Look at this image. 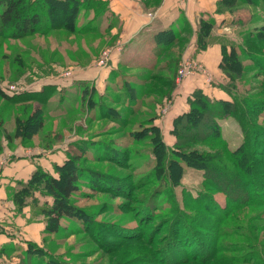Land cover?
<instances>
[{
	"label": "trees",
	"instance_id": "trees-1",
	"mask_svg": "<svg viewBox=\"0 0 264 264\" xmlns=\"http://www.w3.org/2000/svg\"><path fill=\"white\" fill-rule=\"evenodd\" d=\"M85 4L81 0H0V36L22 38L60 28L68 32H80L77 18ZM216 11L229 13L232 16L231 22L241 36L237 46L229 45V51H226L228 46L222 44L219 67L226 80L219 88L226 94V99L210 98L196 90L188 99L187 111L175 117L172 122V145L164 142L159 126L154 122L155 116L139 123L137 121L138 128L131 130L125 129L126 126L131 124L132 127L136 122L125 117L120 120L113 117L112 121H118L120 130L125 129L124 133L131 140L130 147H126L120 154L112 148L109 149L112 152L102 149L105 152L103 156L94 154L89 159L88 152L97 151L98 148L83 142V145L76 147V152L65 154L62 164L53 166V174L36 168L27 182H21L20 189L12 196L16 209L22 210L31 203L37 213L44 217L45 231L53 234L58 231L63 218L86 226L95 225L92 219H87V211L72 201L74 194L80 193V185H86L93 191L104 190L111 194L125 195L128 201H132L137 192L141 194L133 200L137 206L126 202L121 205V209L133 212L138 218V228L129 231L132 235L125 236L122 233L114 245V251L120 250L127 242L129 245L143 242L148 247L155 243L157 247L144 250L141 246L139 249L127 247L119 262L263 264L262 259L255 254H258L259 248L258 234L264 230V79L246 90L239 87L238 81L245 83L243 76L250 68L255 69L251 82L260 76L264 77V46L258 45L264 42V0H220ZM248 11L247 23L237 19L239 12ZM213 27L214 22L210 17L198 23L195 40L198 50L206 47L207 37ZM157 36H160L157 42L162 43V52L171 53L175 44L180 47L176 50V57L169 58L164 67L175 65L186 40L175 37L171 30ZM246 60L252 62L253 67L244 65ZM174 75L162 77L160 86L166 87L167 93L165 89L159 91L164 96H170L175 86ZM130 90L126 89L125 93L128 92L126 96L133 99ZM82 92L86 93L87 89L83 88ZM3 97L6 100L18 98L40 103L46 100L42 90L14 96L5 94ZM135 104L121 111L133 117L140 109L139 104ZM24 108L26 112L27 107ZM27 110L29 113L25 114L26 117L16 121V138L24 143L42 129L44 121L41 108ZM105 111L114 112L116 116L120 114L108 106ZM229 118L234 120L240 132V143L234 149L229 148L221 134L222 124ZM131 158L134 161L126 163ZM107 159L120 163L123 165L118 164L121 168L130 165L131 170L137 169V160H145V164L150 165L143 172L136 173L139 179L132 184L127 183L126 179L83 165L88 161L97 163ZM185 168L201 171L203 178L201 189L195 195L182 188L180 202L175 189L180 186ZM150 186L153 188L149 191L147 188ZM35 193L49 197L51 201L39 205ZM217 194L223 195L224 205L216 201ZM161 212L166 213L161 215ZM148 225L152 227L146 228ZM165 226L167 229L163 231ZM106 227H109L107 231L100 232L110 236H114L111 233H118L112 230L116 226ZM234 235L243 240L242 246L231 245ZM157 238L159 242H155ZM244 249L247 250L246 254L240 258L229 255ZM111 250L109 248L107 252ZM24 254L28 263L33 258L36 260L34 264H62L51 257L44 260L43 250L30 244Z\"/></svg>",
	"mask_w": 264,
	"mask_h": 264
},
{
	"label": "rangeland",
	"instance_id": "rangeland-1",
	"mask_svg": "<svg viewBox=\"0 0 264 264\" xmlns=\"http://www.w3.org/2000/svg\"><path fill=\"white\" fill-rule=\"evenodd\" d=\"M249 13L250 11L239 12L236 17L237 19L245 20V23H247ZM59 22L61 21L59 20ZM229 27L230 28L222 31L221 34H214V36H212L213 41H218L228 46L226 47V51H229V45L237 46L241 40L239 30L237 27H234L233 22H231ZM60 29L62 30L59 32H56V30H50L45 34L34 33L22 38H7L3 35L0 36V139L1 141L5 140L8 143L6 144V147L10 149L18 146L20 143L17 141L18 138H16V121L20 117H26L29 113L27 109H34V107H40L41 104L45 105L48 103L50 106V103H52L53 106L55 105L54 108L52 106V112L48 110L49 107L47 106V113H42L45 127L32 136L35 137L32 139L31 147L35 145L45 146L48 144V149L50 148L49 150H52V147L58 145V148L49 152V154L59 152V158H54L56 161L61 159L66 153H69L70 155L71 153H74V151L76 152V147L83 145V142L91 143L93 147L98 148L97 151L91 150L88 152L87 157L89 159H91L94 154H100L103 156L105 152L103 153L102 149H107L108 152H112L113 150H109L112 148L114 151L116 150V153L120 154L121 151L131 145V140L128 139L124 130L137 129V121L139 123V121L147 120L150 116L156 117L157 114L154 112L153 105L154 103H160L164 96V94H161L159 91L162 90L159 87L162 82V77L158 72L136 71V75L142 77L147 74L149 78H147V76L145 81L148 80L146 82L142 81L140 87L135 89V91H137L135 94H138L140 109L133 117H128L127 113L121 111L123 108L112 103L118 102V99L116 98L117 94H114L113 91V96L111 98L110 94H101V90H99V97L98 93L94 92V89L90 90L88 86L84 87V85H81L78 87L72 85V79L77 74H81L85 71L84 69L86 68L83 67L85 59L91 58L93 60L91 68H99L98 70L108 68L107 66L110 65L111 61L104 66H97V63L100 61L104 52L113 48L117 43H120V40L116 41V39H114V41L110 42L108 45L96 49L87 46L90 43L89 40H79L80 38L77 35H80L81 32H68L63 28ZM72 34L75 35V37H71L68 41H71L72 44H76L77 48L79 44L84 46L86 52L89 50L88 55L85 56V54L79 49H76L74 54L67 55L62 52L60 45L56 47V44L63 43V40L67 41ZM263 44L264 42L258 43L261 47L264 46ZM176 55V49L172 50L171 53H166L162 65L164 66L165 63L167 64L169 58L176 57ZM72 59H74V61H72ZM241 59L245 60L243 58ZM181 60L182 58H179L175 65L171 64L166 68L170 77L175 74V85L180 82L177 81L176 71ZM117 63L119 64V62L116 61L113 66H117ZM243 64L253 67L252 62L249 60L244 61ZM199 65L205 69L202 64ZM66 73H69V75H66ZM126 74L125 70L118 68V71L114 72V77L116 79H113L114 82H112L111 88L118 89L120 85L121 87H123L124 84L126 85V82H124L125 77L128 76ZM254 74V68H250L246 71L245 76H243L245 83L241 84L239 80V87L246 90L253 87L252 85H256L260 79H264L263 76H260V78L254 80V82H251ZM51 83H59L57 88L60 89L55 87V93L52 89H47L45 86L47 85L49 87ZM7 85H13L16 88L20 87V89L23 90L21 94L28 93L29 91L42 90L43 95L46 96V100L43 103L36 100L30 101L29 99L18 98L6 100L3 95L5 96V87ZM83 87L87 89L86 93L81 91ZM165 88L166 87H164L163 90ZM164 92L167 93L166 91ZM109 93H111V91ZM6 95L8 94L6 93ZM42 97L41 94V98ZM88 97H90L91 100L87 101ZM107 99L110 101L105 104L103 100ZM80 103L82 104L81 106ZM85 103L88 104L87 108H84ZM94 103L97 105V111L91 112L90 109H92ZM146 103H149V105ZM25 106L27 107L26 112L24 108ZM107 106L116 109L120 114L116 116L114 112H106L105 110H107ZM162 109L163 108L160 107L159 110ZM55 112L58 114L54 115ZM113 117H117V120H120L121 117L129 118L131 122L136 123L133 124L132 127L130 124L127 125L124 130H120L118 121H112ZM221 134L223 139L227 141L230 149H234L240 143L239 128L231 118L228 119V122L222 124ZM167 141L170 143V139H167ZM130 156H132L131 153ZM132 161L134 160L131 158V160L128 159L126 163ZM144 161L139 162V160H137V162H135L137 163L135 164L137 165V169L135 170H131L129 167L130 165L121 168L119 166L121 165L120 163H114L113 161H110V159L101 160L97 163L88 161L83 165L94 167L95 169H99L102 173H106L113 177L126 179L128 181L127 183L132 184V182L139 179V175L138 177L135 176L137 175L136 173L143 172L150 165L147 163L145 164ZM202 178L203 173L201 171H195L188 168L184 169V175L180 181V186L175 189L180 202L183 191L182 188H185L187 191L195 195L196 192L201 189ZM152 188L153 187L150 186L147 189L150 191ZM79 191L80 193L74 194L72 201L75 205L84 208L87 211V219H92L95 225L86 226L83 223L63 218L60 221L58 231L50 234L45 231L44 217L38 214L36 208L32 207L31 203H29V205H27V207H30L29 211L23 213L25 218L20 222V225L17 221L12 220L9 229L6 230V233L9 235L6 236L7 243L4 246H0V264H34L36 260L30 257L29 260L31 258L32 260L28 263V259L24 254V247H28V244L33 245L36 248H41L45 254L44 260L46 257H51L55 261H60L62 264H126L119 261L122 258V252L127 247H135L139 249V246H141L143 250L157 247V244L155 243L148 247L145 246L143 242L130 243L131 246L129 245V242H127V244L123 245L120 250L114 251V245L119 238H121L120 236L122 233L125 236L132 235L129 231L138 228V218L133 212L126 210V208L121 209V205L128 202L129 204L137 206V203L133 200L137 198V195H141L140 193L135 192L133 196L134 199L128 201L125 198V195L111 194L104 190L93 191L86 185H80ZM215 196L217 197L216 201L220 205L225 204V199L222 194H217ZM41 197L37 195V198L41 201H51L49 197L48 199L43 196ZM184 203V199H182L183 206ZM14 209L16 208H13L12 211L15 213ZM21 211L22 210H19V212ZM163 213L165 214L166 212H161L160 214L163 215ZM14 217L17 218L21 216L15 213ZM106 225L116 226L112 230L115 229L118 233L113 234L110 232L114 235L110 236L108 233L100 232L108 230L109 227H106ZM151 227L152 226L148 225L146 228ZM166 229L167 226L163 228V231ZM161 234H163V232ZM145 238H147V236H145ZM26 239L29 240L25 243ZM241 241H243L241 238L234 235L231 245L242 246L243 242ZM155 242H159V239L157 238ZM100 244H104V246H101ZM258 244V254L255 255L260 257L264 264V230L260 235L258 234ZM106 246L113 250L107 252L109 248ZM246 251V249L240 251L237 250L229 255L240 258L246 254ZM127 264L153 263L127 262Z\"/></svg>",
	"mask_w": 264,
	"mask_h": 264
},
{
	"label": "crops",
	"instance_id": "crops-1",
	"mask_svg": "<svg viewBox=\"0 0 264 264\" xmlns=\"http://www.w3.org/2000/svg\"><path fill=\"white\" fill-rule=\"evenodd\" d=\"M81 1H85L86 4L80 10L77 18V27L81 29V34L77 35L80 38L79 40H89L90 43L87 46L96 49L108 45L110 42L114 41V39H116V41L120 40L119 42L123 43L124 46L122 52L113 57L110 65L107 66L108 68L106 69L98 70L99 68H91L93 60L91 58L85 59L83 67L86 69L72 79V85L78 87L81 85H84V87L88 86L90 90L94 89V92L98 93L99 97V90H101V94H110L111 98L113 93L117 94L116 98L118 102L112 103H115V105L123 109L127 106L132 107L135 102H137L135 105L139 104L140 106L138 94H135V92H137L135 89L140 87L142 81H147H145L147 74L141 77L136 75V71L158 72L161 77H170L166 69L167 67L162 65L166 57V52L161 51L162 43L157 42L161 35H157L163 31L171 30L175 37L180 38V40H186V44L182 45L185 47L180 58H188L202 64L205 67L206 74H195L181 80L174 86L169 94L170 96H163L160 103H154V112L157 114L154 122L159 126L163 134L164 142L167 145L173 144L174 138L170 134L172 122L175 117L187 111L188 99L196 90L201 91L210 98H227L226 94L219 88V85H222L226 80L225 75L219 67L222 60V43L213 41L212 36H214V34H221L222 31L230 28L232 16L227 12L218 13L216 11L220 0ZM87 1H89V3H87ZM208 17L213 19L214 27L207 37L206 47L202 50H198L197 44L195 43L198 23L200 20H205ZM54 30L59 32L62 29ZM71 37H75V35H70L67 41H62L65 44H56V47L60 45L62 52L67 55L74 54L76 49H79L85 56L88 55L89 50L86 52L84 46L79 44L77 48L76 44H72L71 41H68ZM172 48L176 50L180 49L176 44L173 45ZM72 61H74V59H72ZM116 61H118L119 64L117 63V66L114 67L113 65ZM118 68L125 70L127 73L126 75L130 77H125L124 82H126V85L124 84L123 87L120 85L118 89H113L111 85L112 82H114L113 79H116L114 77V72H117ZM208 77L210 78V82L207 79ZM58 85L59 83H51L49 87L47 85L45 87L49 90L52 89L55 93V87L57 88ZM159 87L163 90V87ZM126 89H131L130 92L132 97L134 96L133 99L127 97L129 93H125ZM110 91L111 93H109ZM108 101L110 100H103L105 104ZM146 104L149 105V103ZM81 105L80 103V106ZM47 106L49 107L48 110L52 112L55 105L53 106L52 103H50V106L49 103L45 105L41 104L39 108H41L42 113H47ZM87 106L88 104L85 103L84 108H87ZM163 106H167V108L164 113H161L159 109ZM96 107L97 105L94 103L90 111H97ZM56 114L58 113L55 112L54 115ZM226 122H228V119L223 123L225 124ZM43 124V127H45V122ZM34 137L30 138V140L25 143L18 138L17 141H19L20 144L15 146L14 143L15 147L13 149L6 147L8 143L5 140L1 141L0 246H4L7 243L6 236L9 234L6 233V230L9 229L12 220L17 221L20 225V222L25 218L23 213L29 211L30 208L27 206L23 207L22 213L14 209L15 213L21 216L17 218L14 217L15 213L12 209L16 207L12 201V196L20 189V183L27 182L36 168L53 174V166L62 164L65 159L64 155L61 159L57 161L54 160L55 157L56 159L59 158V152L49 154L50 151L58 148V145L52 147V150H49L50 148L48 149V144L45 146L35 145L31 147V142ZM167 139H170V143ZM37 195L41 197L39 193H35L34 197L36 199H38ZM43 202L45 201L39 200L40 204ZM28 240L26 239L25 243L28 242ZM24 248L26 249V246Z\"/></svg>",
	"mask_w": 264,
	"mask_h": 264
},
{
	"label": "built area",
	"instance_id": "built-area-1",
	"mask_svg": "<svg viewBox=\"0 0 264 264\" xmlns=\"http://www.w3.org/2000/svg\"><path fill=\"white\" fill-rule=\"evenodd\" d=\"M123 46H124L123 43H117L115 46H113V48L109 49L108 51H105L103 56L100 58V61H98L97 66H104L107 63H109L113 59V56L120 54L122 52ZM203 73L206 74V71L199 65V63L192 61L191 59L185 58L179 62L176 71V78L177 81L179 82L195 74H203ZM66 75H69V73H66ZM207 79L210 82V78L208 77ZM22 91L23 90H21L20 87L16 88L13 85H7L5 87V92L8 95H16L21 93ZM162 108L163 109L161 110V113H164L166 111L167 106H163Z\"/></svg>",
	"mask_w": 264,
	"mask_h": 264
}]
</instances>
